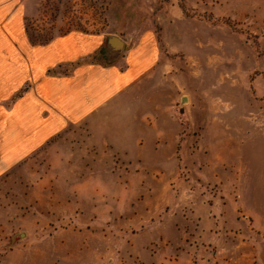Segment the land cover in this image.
Returning <instances> with one entry per match:
<instances>
[{"label":"rangeland","instance_id":"374dc122","mask_svg":"<svg viewBox=\"0 0 264 264\" xmlns=\"http://www.w3.org/2000/svg\"><path fill=\"white\" fill-rule=\"evenodd\" d=\"M22 2L32 44L148 36L158 62L128 108L0 172V264H264V0Z\"/></svg>","mask_w":264,"mask_h":264},{"label":"crops","instance_id":"0c3cea01","mask_svg":"<svg viewBox=\"0 0 264 264\" xmlns=\"http://www.w3.org/2000/svg\"><path fill=\"white\" fill-rule=\"evenodd\" d=\"M24 16L22 0H0V172L69 123L96 125L116 107L128 108L158 62V47L148 36L131 47L124 40V52L112 61L102 51L108 35L70 31L32 44ZM147 97L145 115L157 126L167 114L166 102L155 88ZM8 98L14 103L6 110ZM6 127L13 130L12 142ZM156 133L158 144L162 134Z\"/></svg>","mask_w":264,"mask_h":264},{"label":"water","instance_id":"95a60500","mask_svg":"<svg viewBox=\"0 0 264 264\" xmlns=\"http://www.w3.org/2000/svg\"><path fill=\"white\" fill-rule=\"evenodd\" d=\"M126 43L124 39L115 34H110L107 36L106 44L102 51L108 60L112 61L118 58L125 50ZM184 100V98L182 99Z\"/></svg>","mask_w":264,"mask_h":264},{"label":"trees","instance_id":"16d2710c","mask_svg":"<svg viewBox=\"0 0 264 264\" xmlns=\"http://www.w3.org/2000/svg\"><path fill=\"white\" fill-rule=\"evenodd\" d=\"M182 5H183V4H182ZM224 21H225V23H227L228 25L231 26L229 20H224ZM30 39H31V42L34 40V38H30ZM48 40H50V38H49V39H46V40L43 39V41H42L41 43H45V42H47ZM34 41H35V40H34Z\"/></svg>","mask_w":264,"mask_h":264}]
</instances>
